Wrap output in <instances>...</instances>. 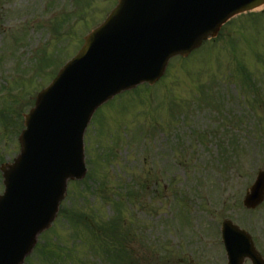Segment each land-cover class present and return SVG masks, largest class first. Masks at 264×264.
<instances>
[{
  "label": "rangeland",
  "instance_id": "obj_1",
  "mask_svg": "<svg viewBox=\"0 0 264 264\" xmlns=\"http://www.w3.org/2000/svg\"><path fill=\"white\" fill-rule=\"evenodd\" d=\"M115 1L0 0V163H11L18 154L20 115L31 108L27 101L76 55L86 33L103 22ZM259 15L232 20L214 46L207 43L182 63L173 60L152 107L139 103L148 95L139 89L138 95L122 94L95 112L84 136L90 174L68 184L59 216L23 264H111L102 263L101 245L94 242V249L92 241L113 221L121 223L120 231L131 232L124 245L130 258L137 257L134 264H226L218 239L224 221L249 233L264 255V202L254 211L242 207L257 172L264 170L259 100L264 88H249L252 80L264 87V14ZM45 58L57 69L45 68L41 75ZM226 73L239 77H222ZM167 94L176 110L189 109L179 113L172 131L155 134L152 118L165 123L160 102ZM197 127L204 138L191 134ZM225 152L231 158L227 164ZM142 181H149L146 191L136 186ZM129 189L136 194L130 201Z\"/></svg>",
  "mask_w": 264,
  "mask_h": 264
},
{
  "label": "water",
  "instance_id": "obj_2",
  "mask_svg": "<svg viewBox=\"0 0 264 264\" xmlns=\"http://www.w3.org/2000/svg\"><path fill=\"white\" fill-rule=\"evenodd\" d=\"M264 0H118L82 49L36 98L24 116L20 153L3 165L0 196V264H21L36 236L54 220L68 180L85 175L82 136L94 111L122 91L153 84L171 57H186L240 13ZM264 198L259 172L243 201L254 209ZM229 264H264L248 237L223 224Z\"/></svg>",
  "mask_w": 264,
  "mask_h": 264
},
{
  "label": "trees",
  "instance_id": "obj_3",
  "mask_svg": "<svg viewBox=\"0 0 264 264\" xmlns=\"http://www.w3.org/2000/svg\"><path fill=\"white\" fill-rule=\"evenodd\" d=\"M223 158H224L223 162L229 161L226 152ZM113 230L115 231H113L111 235L108 236L109 239L108 243L110 244L111 242L114 241L120 246L118 250H116V247H114L115 249L108 248V251L105 252L106 258H108L113 264H130L131 261L128 258V254L126 253L125 249L121 246V241H120L121 236L125 237V234L120 235L118 233V227L116 224H113Z\"/></svg>",
  "mask_w": 264,
  "mask_h": 264
}]
</instances>
